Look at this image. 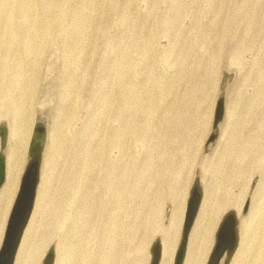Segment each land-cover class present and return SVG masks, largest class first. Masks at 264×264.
Wrapping results in <instances>:
<instances>
[{
    "label": "rangeland",
    "instance_id": "rangeland-1",
    "mask_svg": "<svg viewBox=\"0 0 264 264\" xmlns=\"http://www.w3.org/2000/svg\"><path fill=\"white\" fill-rule=\"evenodd\" d=\"M18 119L26 161L12 210L34 130L46 128L39 206L23 235L41 264L51 248L54 264H152L158 241L176 253L196 186L190 236L215 218L206 264L229 214L238 245L228 264L244 245L254 262L264 234V0H0L5 151Z\"/></svg>",
    "mask_w": 264,
    "mask_h": 264
},
{
    "label": "water",
    "instance_id": "water-1",
    "mask_svg": "<svg viewBox=\"0 0 264 264\" xmlns=\"http://www.w3.org/2000/svg\"><path fill=\"white\" fill-rule=\"evenodd\" d=\"M225 115L224 100L218 103L214 127L217 128ZM8 137V128L0 125V188L5 180L6 172V156L5 148ZM215 135L212 136V139ZM46 141V128L38 126L33 133L30 146V165L23 178L19 195L14 204L4 242L0 250V264H14V260L20 245L24 230L31 217L36 192L39 181L40 162L42 151ZM202 202L201 189L196 186L192 192V196L188 201L182 239L176 252L174 264H184L190 233L196 221L198 212ZM247 205L245 206V210ZM238 245L236 218L233 214H229L223 222L217 237V244L212 253L208 264H228L231 255L234 253ZM162 257V244L158 241L153 247L152 264H160ZM53 248L46 254L43 264H54Z\"/></svg>",
    "mask_w": 264,
    "mask_h": 264
},
{
    "label": "bare ground",
    "instance_id": "bare-ground-1",
    "mask_svg": "<svg viewBox=\"0 0 264 264\" xmlns=\"http://www.w3.org/2000/svg\"><path fill=\"white\" fill-rule=\"evenodd\" d=\"M22 21L24 22L25 19L23 18ZM15 22H16V18L15 16H13V18H11L10 25L12 26L13 24H15ZM5 38H6L5 39L6 42L9 44L10 47H14L17 44V40H16L17 33L11 32L7 34ZM1 72L2 74L8 73V71H6L5 69H2ZM22 94L26 95L24 93ZM21 121L24 122L25 119L15 120L13 126L11 127V130H12L10 132L11 137L9 140V145L5 151V156H6L5 180L0 188V247L2 245V240L5 235L10 212L12 210V206H13L18 188H19L20 176H21L19 171H20L22 164H24L26 161V156L23 153H20L18 151L19 150L18 149L19 136L16 133V131H13V127H16ZM55 156L56 154L53 153L52 155L53 159ZM38 196H39V193H38ZM38 196L36 198H38ZM38 203L35 209L33 208L31 217L24 230L25 234L29 231L28 228L30 227L31 222L34 219V216L37 212V207L39 206ZM179 219H180L179 214L175 212L173 219H172L173 224L176 225L179 222ZM214 221H215V218L212 217L209 219V221H206L205 223H198L195 225V228L189 239V244H188V249H187L184 264H206L210 251L213 246V242H214V230H215ZM261 236L262 237H261L259 248L257 249L255 253L250 254V256L253 258V261H254L251 264H264V234L262 233ZM24 237L25 236H22L16 257L14 260V264H41V258L39 257V251H38L39 249H33V248L28 249V247L25 246V242H24L25 240L23 241ZM162 244H163V247H162V257H161L160 264H171L172 259H173V254H174V248L172 246L173 244L170 243V241H165ZM25 249L27 251H25V254L23 255L22 259L21 258L18 259L17 257L20 255L21 251L23 252V250ZM248 252L249 251L245 245L241 246V248L239 249L238 256L236 258L237 260H235L233 264H247L246 259L249 255Z\"/></svg>",
    "mask_w": 264,
    "mask_h": 264
},
{
    "label": "crops",
    "instance_id": "crops-1",
    "mask_svg": "<svg viewBox=\"0 0 264 264\" xmlns=\"http://www.w3.org/2000/svg\"><path fill=\"white\" fill-rule=\"evenodd\" d=\"M161 244H162V242H160ZM162 247H163V244H162ZM176 252H177V250H176ZM174 253H175V250H174ZM175 256H176V253H175ZM175 256H174V254H173V257H174V261H175ZM173 260V259H172ZM171 264H172V262H171Z\"/></svg>",
    "mask_w": 264,
    "mask_h": 264
}]
</instances>
